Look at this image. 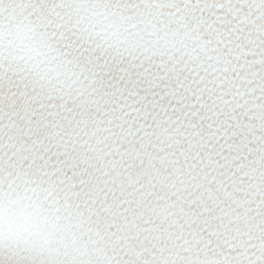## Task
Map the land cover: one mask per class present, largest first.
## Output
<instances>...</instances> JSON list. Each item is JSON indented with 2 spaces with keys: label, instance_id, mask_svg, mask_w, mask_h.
Wrapping results in <instances>:
<instances>
[{
  "label": "snow or ice",
  "instance_id": "obj_1",
  "mask_svg": "<svg viewBox=\"0 0 264 264\" xmlns=\"http://www.w3.org/2000/svg\"><path fill=\"white\" fill-rule=\"evenodd\" d=\"M0 264H264V0H0Z\"/></svg>",
  "mask_w": 264,
  "mask_h": 264
}]
</instances>
